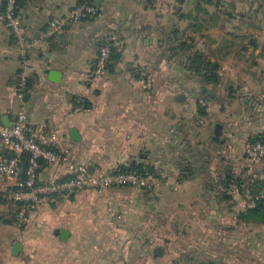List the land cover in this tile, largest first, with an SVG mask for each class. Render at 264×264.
<instances>
[{"label": "crops", "instance_id": "obj_1", "mask_svg": "<svg viewBox=\"0 0 264 264\" xmlns=\"http://www.w3.org/2000/svg\"><path fill=\"white\" fill-rule=\"evenodd\" d=\"M80 1L96 5L98 15L54 33L53 20ZM232 1L236 13L243 14L236 17L247 21L227 29L216 45L204 32L205 42L195 40V49L220 65L235 57V48L241 55L250 56L256 67L236 77L241 82L235 88L229 86L233 92L230 97L241 90L240 100L247 102L245 94L256 87L264 99V22L258 19L259 12L254 13L257 3L223 0L216 26L226 19L225 10L231 12ZM193 2L185 0L180 6L174 0H21L18 14L33 44L28 68L31 88L22 101L16 97L18 50L10 32L0 23V119L6 116L12 124L17 113L23 111L34 129L56 135L52 149L69 152L92 172L119 165L151 164L158 170V180H170L173 185L151 192L111 187L102 193L85 189L52 196L21 226L8 223L14 210L4 199L13 191L15 180H0V264H180L183 259L185 264H199L214 258L225 264H264V225L239 223L236 218L239 211L254 207L251 198L235 196L240 198L225 202L211 191L218 188V183L215 177L211 179L210 161L199 149L205 139L201 124L209 118V108L202 115L194 97V93L211 87L195 81L187 83L188 79L176 80L191 76L178 58H170L165 47L169 27L177 24L172 22L173 14L191 11ZM3 3L0 0V12ZM166 17L171 19L170 26ZM232 21L226 19L227 25L222 26L226 28ZM184 25L186 22L177 24ZM111 32L120 42L121 59L113 72L89 81L86 76ZM192 36L195 38V34ZM164 61L171 65L167 71L164 67H169L168 62ZM220 70L221 66V81ZM50 71L60 72L57 82L48 79ZM158 72L174 80L160 86L147 85V78ZM245 76L255 78L256 85L251 87ZM81 100L87 107L80 104ZM219 110L220 116L231 120L233 128L228 136L240 135L246 144L252 136L264 133V120L248 122L243 112L225 113V106H219ZM71 129L77 131L78 141L70 138ZM238 162L246 168L244 157ZM180 164H187L190 179L178 180ZM68 176L64 165L45 166L39 172V183ZM252 179L264 180V161ZM229 202L227 210L224 204ZM60 230L68 232L65 240L59 238ZM183 236L188 238L184 248L178 239ZM14 242L22 245L17 257L10 255ZM157 249L160 255H156ZM196 253L203 259L196 260Z\"/></svg>", "mask_w": 264, "mask_h": 264}, {"label": "built area", "instance_id": "obj_2", "mask_svg": "<svg viewBox=\"0 0 264 264\" xmlns=\"http://www.w3.org/2000/svg\"><path fill=\"white\" fill-rule=\"evenodd\" d=\"M98 12L99 9L94 4H79L53 20V32L59 33L65 26L92 19ZM0 23L10 32L18 50L20 70L17 75L16 97L22 101L28 92L29 53L33 44L28 40L27 32L22 25L16 0H5L3 10L0 12ZM119 46L117 35L109 33L99 48L94 67L86 76L87 80L92 81L106 74L111 50ZM200 105L206 106L207 110V104L200 101ZM56 140L55 134L44 135L30 126L23 111L17 113L11 127L4 126L0 121V180H15L16 190L4 195V199L20 204L16 215L20 225H25L29 215L47 204L52 196L68 195L85 189L102 193L111 187L145 190L152 184V178H145L133 172H122L119 166L107 171L92 172L86 165L76 162L69 152L52 149L51 144ZM243 153L246 167L251 168L264 160V144H248ZM25 155L28 158L27 167L23 178L18 179L21 172L20 163ZM59 164L66 167L69 176L63 180L40 184V170L45 166ZM226 193L234 197L239 192L236 185L232 184Z\"/></svg>", "mask_w": 264, "mask_h": 264}, {"label": "trees", "instance_id": "obj_3", "mask_svg": "<svg viewBox=\"0 0 264 264\" xmlns=\"http://www.w3.org/2000/svg\"><path fill=\"white\" fill-rule=\"evenodd\" d=\"M177 5H183L185 0H174ZM250 4H257V8L254 13L258 14L260 10H263L264 0H245ZM5 2V0H4ZM222 2L223 0H194L192 4L191 11L188 12H176V20L177 22H186L187 25L184 29H180L177 24L172 25L170 30L167 32L165 36V47L166 50L170 53L173 59L180 60V66L183 68L185 72L190 74L191 78L195 79V82L200 83L203 86H210L211 88L205 92L202 90L199 92L200 95H206L204 97L207 103H210L214 99L213 95H209V93H213L214 90L220 84L219 77V69L220 64L218 61L211 62L204 53L195 49V40L193 38V34L196 33H204L208 30L214 28L220 20V16L222 15ZM92 4L88 2L80 1L79 4ZM21 4V0H16L17 12L19 6ZM4 7V3H3ZM229 7L231 8V12L224 11L223 15L226 17L227 21H231L238 17H243L242 13H236V7L234 2L229 3ZM99 13V12H98ZM98 15V14H97ZM96 17V16H95ZM189 33L190 35H187ZM242 38H245L243 36ZM162 42H164L162 40ZM119 48V47H118ZM118 48H114L111 50L108 64L106 66V72L111 73L114 70V67L117 63H119L121 59V51ZM229 49L228 46H224V49ZM217 53L221 52V48L216 50ZM18 82V81H17ZM31 88V83L28 78L27 80V90L29 92ZM27 92V93H28ZM80 104L87 107V104H84V101L81 100ZM197 105L199 102L197 101ZM206 106H201V114L205 115ZM222 132V129H221ZM221 135V134H219ZM218 134H215V140H218ZM249 144L261 143L264 144V133L257 134L256 136H252L248 140ZM245 158V156L243 155ZM27 156H23L20 163V174L18 179H22L24 176V170L27 167ZM198 161V160H197ZM199 162V161H198ZM246 163V162H245ZM187 164L179 165V181H186L192 177L191 171L186 167ZM202 166V165H201ZM119 169L122 172H133L136 174H140L145 178L159 179L158 170L154 165L151 164H137V165H119ZM249 168H244L245 172L248 171ZM242 174V173H241ZM246 174V173H245ZM248 177V175H247ZM244 178L249 180L246 182L240 177L235 176V174L231 171L229 167H226L225 174L221 177L218 182V188L211 189L214 192L216 198L220 201L228 202L233 199L232 196L227 195L226 190L230 185L235 184L238 188V195L240 197H249L253 201L254 207L247 208L242 211H239L236 218L239 223L245 224H257L264 225V180H254L252 178ZM13 191L16 190L14 187ZM9 202L10 206H13L12 210L13 216L12 219L9 220L8 223H18L16 215L18 213L20 204ZM22 226V225H21ZM199 264H225L222 260L218 261L217 259L209 260V261H200Z\"/></svg>", "mask_w": 264, "mask_h": 264}, {"label": "rangeland", "instance_id": "obj_4", "mask_svg": "<svg viewBox=\"0 0 264 264\" xmlns=\"http://www.w3.org/2000/svg\"><path fill=\"white\" fill-rule=\"evenodd\" d=\"M259 3V1L257 2V4ZM152 4V3H151ZM153 5V4H152ZM161 13H159L158 11V19L161 18ZM172 15V14H171ZM174 15V19H172V22H177L176 20V12L173 14ZM249 15V14H247ZM258 19L262 20L264 22V7L263 10H260L259 14H258ZM225 18H222L221 24L225 27L227 24H225ZM166 22H169V26L171 25V19L166 17L165 18ZM247 20H243L242 18H235L233 19L232 22H230V25H228L226 28H224L222 25L216 26L215 28H213L212 31H207L205 33H208V37L207 40H213L214 45H216V43L221 42L222 38L225 35V31L227 29L232 30V26H238L243 24L242 22H246ZM261 21V23H262ZM229 23V22H227ZM173 24V23H172ZM177 24H179V22H177ZM187 25V23H186ZM184 25V26H186ZM244 26V25H242ZM262 26H264V24H262ZM180 29H184L185 27H179ZM170 30V27L168 29V31ZM167 31V32H168ZM167 34V33H166ZM203 34L200 33H196L195 34V38L194 40H197V42L203 44L205 42L204 38H203ZM236 34V33H233ZM264 34V33H263ZM187 35H190L189 33H187ZM194 35V34H193ZM192 36V35H191ZM229 37V36H228ZM196 42V43H197ZM210 49H208V51H210V53L212 52L211 50V45L209 44ZM162 49L159 50V52H161ZM233 56L235 57H230L227 58L226 60H224L221 63V70H220V74H221V78L222 80L220 81V86H218L216 88V90L213 91V93H209V95H213L214 99L211 98V102L210 105L209 103L206 102L204 96L206 95H200L199 91L198 94L197 92L194 93V97H195V101L198 100L199 105H200V101L207 104V107L209 108V118H206V122H204L203 124H201L202 127L205 128V139H204V145L201 144V146L199 147L201 154H203V156L207 157V160L210 161V169L211 172L213 174H211V179H213L214 177L216 178V182H219V179H221V177L225 174V169L226 167H229L231 170H233L235 173V176L240 177L241 179H243L246 184L249 182V180L245 179L244 176L248 177L247 178H252L253 174H256V171L260 168V163H262L264 160H262L259 164L252 166L251 168L248 169V171L245 172L244 168L245 167H240L238 160L242 161L243 159V155H244V148L249 144V143H244L245 138H242V136L238 135L236 136H228L227 133L231 130L230 127V122L231 120H228L226 117H222L219 115V106H225V113L226 112H232V114H236L237 112L240 113H244L245 114V118L248 119V122H252V121H260V123H262L264 120V113H262V110L264 109V99H263V93H260L262 91H260L258 88L253 87L254 85H256L255 81L252 79V77H247L245 76L246 79H248V83L251 87H253L252 89H250V92H248V94H245L249 100L246 102L244 100H240L242 99V95H243V91L241 90H237L236 95L235 96H231L230 94L233 93L231 92L229 86H231L232 88H235L236 86H238L239 82H241V78L238 79V81L236 80V77H242V75H244V70L245 69H254L256 66L252 65V59L250 58V56L247 55H241L239 49L235 48L233 49ZM206 51V50H205ZM163 52V51H162ZM237 52H239V55H237ZM210 55V54H209ZM208 55V56H209ZM210 57V56H209ZM168 62V68L164 67L165 70L170 68V62ZM167 62H163L164 64H166ZM175 64V63H174ZM166 70V71H167ZM176 71H179L178 69H175ZM180 78V80H186L188 79L189 81L187 83H192L195 81L194 78L191 77H184V76H179L176 77L175 79L178 80ZM171 79H173V77H162L161 75L155 74L152 76V78H147V85H163V84H169L171 82ZM174 80V79H173ZM257 81V80H256ZM177 83V82H176ZM179 96H183L181 92H179ZM245 98V97H244ZM255 101V103H254ZM201 108V105L199 106ZM238 114V115H239ZM219 117V118H218ZM216 125H221V129L223 131V133L221 132V135H219V140L218 141H214V137H215V133H214V129ZM200 127V128H202ZM199 128V129H200ZM201 138V137H200ZM202 140V139H200ZM245 146V147H244ZM244 147V148H243ZM243 149V151L241 150ZM205 152V153H204ZM156 162H158V157L156 158ZM158 164V163H157ZM246 164V163H245ZM242 173V174H241ZM246 173V174H245ZM214 175V176H213ZM219 178V179H218ZM165 183L167 184H171L172 183L166 180H158V179H152V184L149 188L145 189V191L151 192L153 190H158V188H162V187H171V186H166L164 185ZM216 184L212 185L210 187V189L212 187H214ZM173 187V185H172ZM170 189V188H167ZM173 190V188H171ZM239 196V195H236ZM235 197V196H234ZM235 198H240V197H235ZM229 203H225L224 206L227 208V210H229ZM150 229L153 231L154 227H150ZM173 238V237H172ZM175 239V238H173ZM179 239V243L182 245V248L186 247L187 245V240L188 238L186 236H183ZM176 240V239H175ZM185 250V249H184ZM187 250V249H186ZM185 250V252L187 253V251ZM185 253H184V257H185ZM195 256L197 257L196 260H202L203 257L201 256V254H195ZM172 264L170 261H168V264ZM180 264H185V260L183 259Z\"/></svg>", "mask_w": 264, "mask_h": 264}, {"label": "water", "instance_id": "obj_5", "mask_svg": "<svg viewBox=\"0 0 264 264\" xmlns=\"http://www.w3.org/2000/svg\"><path fill=\"white\" fill-rule=\"evenodd\" d=\"M61 77V74L60 72H57V71H50L49 72V76H48V79L52 82H57L58 81V78ZM1 123L6 126V127H11L12 124L8 121V118L6 116H3L1 119H0ZM214 133L215 134H221V125H216L215 126V129H214ZM69 136L72 140L74 141H78V133L75 129H71L70 132H69ZM68 236V232H66L65 230H60L59 231V238L61 240H65L66 237ZM22 249V245L19 243V242H14L12 247H11V250H10V255L12 257H17L20 253ZM161 254V251L159 249L156 250V255H160Z\"/></svg>", "mask_w": 264, "mask_h": 264}]
</instances>
